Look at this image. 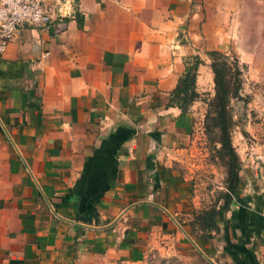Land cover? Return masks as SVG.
<instances>
[{
    "label": "crops",
    "instance_id": "crops-1",
    "mask_svg": "<svg viewBox=\"0 0 264 264\" xmlns=\"http://www.w3.org/2000/svg\"><path fill=\"white\" fill-rule=\"evenodd\" d=\"M52 3L0 58V264H264V129L248 102L230 103L236 194L203 221L226 192L206 150L205 53L234 58L240 96L264 87V0ZM196 56L200 97L182 113L169 96Z\"/></svg>",
    "mask_w": 264,
    "mask_h": 264
},
{
    "label": "trees",
    "instance_id": "trees-1",
    "mask_svg": "<svg viewBox=\"0 0 264 264\" xmlns=\"http://www.w3.org/2000/svg\"><path fill=\"white\" fill-rule=\"evenodd\" d=\"M205 54L211 62L214 94L205 102L203 130L211 146V155L223 165L226 173L224 181L226 192L220 198L223 206L218 210L215 207L210 208L203 218L205 226L211 229L214 227V218L216 216L222 218L229 210L239 185L241 167L231 140L235 121L230 103L232 100L244 99L240 96L243 83L242 71L237 64L231 63L225 55L217 51H208ZM200 64L202 60L197 56L187 63L183 76L178 79L176 87L170 92L168 106L177 107L185 113L200 97L195 87Z\"/></svg>",
    "mask_w": 264,
    "mask_h": 264
},
{
    "label": "built area",
    "instance_id": "built-area-1",
    "mask_svg": "<svg viewBox=\"0 0 264 264\" xmlns=\"http://www.w3.org/2000/svg\"><path fill=\"white\" fill-rule=\"evenodd\" d=\"M54 14L52 0H0V58L21 26L44 28Z\"/></svg>",
    "mask_w": 264,
    "mask_h": 264
},
{
    "label": "rangeland",
    "instance_id": "rangeland-1",
    "mask_svg": "<svg viewBox=\"0 0 264 264\" xmlns=\"http://www.w3.org/2000/svg\"><path fill=\"white\" fill-rule=\"evenodd\" d=\"M229 61L231 63L235 62L234 58L229 59ZM254 90L255 91L253 93L255 95L250 94L251 97H249L248 95H245L244 97L241 96L242 99H244V100H238V101H240V102H248L247 110H251L250 113H254L253 115H250V118L253 119V120H256V123L263 130L264 129V101H263V99H264V87H256ZM208 94H209L208 92L205 93V95H207V97H208L207 99L211 98ZM255 106H257V112L256 113H255ZM255 117H256V119H255ZM206 145H207L206 150L208 149V151L210 152V155H211L212 154V151H211V148H210L211 146L208 143V141H207ZM210 161L214 162L215 160H213L211 158ZM215 165H217L219 167V170H220L219 171V176H220L219 177V181L217 180V182H220V181L223 180V178L225 179V168L223 167V165L217 159L215 161ZM211 174H212L211 176H213V177L216 176V174L215 175L213 173H211ZM150 264H161V263H159V261L155 260L154 263H152V261H151Z\"/></svg>",
    "mask_w": 264,
    "mask_h": 264
}]
</instances>
